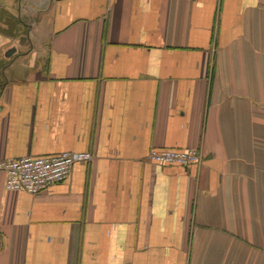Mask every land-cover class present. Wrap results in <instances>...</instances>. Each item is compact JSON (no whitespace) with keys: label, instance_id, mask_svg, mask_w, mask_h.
I'll list each match as a JSON object with an SVG mask.
<instances>
[{"label":"crops","instance_id":"1","mask_svg":"<svg viewBox=\"0 0 264 264\" xmlns=\"http://www.w3.org/2000/svg\"><path fill=\"white\" fill-rule=\"evenodd\" d=\"M62 151L0 264H264V0H0V160Z\"/></svg>","mask_w":264,"mask_h":264},{"label":"built area","instance_id":"2","mask_svg":"<svg viewBox=\"0 0 264 264\" xmlns=\"http://www.w3.org/2000/svg\"><path fill=\"white\" fill-rule=\"evenodd\" d=\"M92 157L89 151H62L48 156L24 155L11 160H0V170L5 173L4 186L7 190H24L37 194L50 185L67 179L75 162H89ZM147 160L158 164L187 166L198 164L201 155L193 148H151Z\"/></svg>","mask_w":264,"mask_h":264},{"label":"water","instance_id":"3","mask_svg":"<svg viewBox=\"0 0 264 264\" xmlns=\"http://www.w3.org/2000/svg\"><path fill=\"white\" fill-rule=\"evenodd\" d=\"M12 51H13V49H10V50L6 53V55H9Z\"/></svg>","mask_w":264,"mask_h":264}]
</instances>
